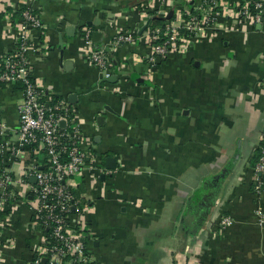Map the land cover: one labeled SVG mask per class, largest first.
I'll return each instance as SVG.
<instances>
[{"label": "crops", "instance_id": "0c3cea01", "mask_svg": "<svg viewBox=\"0 0 264 264\" xmlns=\"http://www.w3.org/2000/svg\"><path fill=\"white\" fill-rule=\"evenodd\" d=\"M179 2L168 0V8ZM148 4L157 7L156 0H0V54L25 34L33 80L73 106L82 147L95 154L80 173L86 252L93 264H264V191L252 189L264 139V20L258 26L227 13L149 71L150 49L138 34ZM24 6L40 15V28L24 26ZM120 30L136 38L115 43ZM99 48L115 83L90 60ZM21 98L11 85L0 88V172L14 179L0 264H30L40 241L22 180L29 155L11 154ZM224 216L229 225L220 224Z\"/></svg>", "mask_w": 264, "mask_h": 264}, {"label": "built area", "instance_id": "2783aa9c", "mask_svg": "<svg viewBox=\"0 0 264 264\" xmlns=\"http://www.w3.org/2000/svg\"><path fill=\"white\" fill-rule=\"evenodd\" d=\"M156 2V8L148 4L139 14L148 18L165 16L170 9L168 0ZM179 3L182 4L175 3L171 21L154 27L148 25L143 31L150 49L146 57L149 71L154 69L159 59L182 51L193 39L203 36L205 29L221 16L231 13L256 24L264 13V0H181ZM158 7L163 8L160 10ZM21 18L26 28L42 26L40 15L31 7L22 9ZM135 32L120 30L114 41L133 42ZM86 36H89L88 32ZM31 48L32 44L25 34H20L13 48L0 54V83L13 85L20 81L23 84L22 98L17 105L15 146L11 154L27 152L31 156L25 164L22 180L28 186L29 201L33 206L30 224L39 234L40 241L33 248L30 264H92L84 241L88 228L80 221L82 204L74 198L66 177L81 173L85 165L97 160L93 152L82 147L86 137L73 106L63 99L53 101L33 80L28 58ZM90 60L103 78L110 77V59L104 48L92 51ZM29 146L32 149L26 150ZM259 149L260 155L253 168L252 189L255 194L264 191V145H260ZM32 177L34 183L30 181ZM13 182L10 171L4 168L0 172V213L12 202ZM74 213L77 219L72 220ZM230 223L228 216L220 221L222 226ZM4 225L0 215V233Z\"/></svg>", "mask_w": 264, "mask_h": 264}, {"label": "trees", "instance_id": "16d2710c", "mask_svg": "<svg viewBox=\"0 0 264 264\" xmlns=\"http://www.w3.org/2000/svg\"><path fill=\"white\" fill-rule=\"evenodd\" d=\"M26 6L22 7L20 10L22 11V9H24ZM21 14V12H20ZM264 17V13L262 15V18ZM174 18V14L172 15V17L168 20H161V19H158V18H153L150 22H149V26H159V25H164L165 23L171 21L172 19ZM157 65V64H156ZM155 65V66H156ZM5 85L3 83H0V88L4 87ZM12 86V89L15 90V91H21L22 88H23V84L20 82V81H17L16 83H14ZM51 96V95H50ZM52 100L55 101V99H58L56 97H53L51 96ZM260 145H264V139L262 141H260L259 143V146ZM32 147V146H31ZM30 146L26 148V150H31ZM259 155H260V149H257V154L256 156L254 157L255 159H253V162H252V165L257 162L258 158H259ZM29 157L30 154H29ZM253 165V166H254ZM66 181L71 185L72 187V193L74 195V198L75 199H78L80 200V205L82 204V200H83V191H84V187H83V183L81 182L82 179H81V175L80 173H73V174H70L66 177ZM79 205V209L81 208V206ZM7 212L9 211H2L0 213L1 216H3L4 214H7ZM79 212V211H78ZM43 232L46 234L47 233V230H43ZM93 264V263H92Z\"/></svg>", "mask_w": 264, "mask_h": 264}, {"label": "water", "instance_id": "95a60500", "mask_svg": "<svg viewBox=\"0 0 264 264\" xmlns=\"http://www.w3.org/2000/svg\"><path fill=\"white\" fill-rule=\"evenodd\" d=\"M173 13H174V7H171L169 9L168 13L165 16H153V17L148 18L147 21H146V23L139 29L138 34L140 35V34L143 33V31L145 30V28L148 26L149 22L153 18H158V19H161V20H168V19H170L172 17ZM263 20L264 19L262 18L261 21L259 22L258 26L260 25L261 22H263ZM130 78L133 81H135V82H142V83H145V84H150V82L147 79L141 77L137 73L131 74L130 75ZM104 81H107V82H110V83H115L117 81V74H113L110 77L104 78ZM61 125H63V121H61ZM105 164H106V167H108V168H114V166H115V158H113V157H106L105 158ZM30 181L32 183H34L35 182L34 177H32L30 179Z\"/></svg>", "mask_w": 264, "mask_h": 264}]
</instances>
